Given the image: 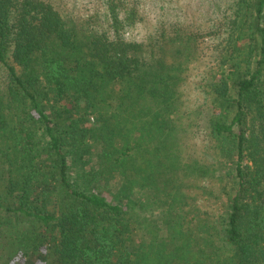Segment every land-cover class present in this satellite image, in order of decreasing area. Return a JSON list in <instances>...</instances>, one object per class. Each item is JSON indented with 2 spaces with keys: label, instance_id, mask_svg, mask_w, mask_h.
<instances>
[{
  "label": "trees",
  "instance_id": "obj_1",
  "mask_svg": "<svg viewBox=\"0 0 264 264\" xmlns=\"http://www.w3.org/2000/svg\"><path fill=\"white\" fill-rule=\"evenodd\" d=\"M101 1L93 25L0 0V264H264V0L235 1L217 46L212 162L185 152L194 31L126 39L138 7ZM197 178L217 215L194 205ZM137 184L159 218L140 215Z\"/></svg>",
  "mask_w": 264,
  "mask_h": 264
},
{
  "label": "rangeland",
  "instance_id": "obj_2",
  "mask_svg": "<svg viewBox=\"0 0 264 264\" xmlns=\"http://www.w3.org/2000/svg\"><path fill=\"white\" fill-rule=\"evenodd\" d=\"M51 1L60 12L66 16L74 17L80 21H90L94 25L95 18L92 16L97 11L102 12L101 0H48ZM125 4L138 7L140 19L134 24L123 29V37L126 39L146 41L149 35H153L155 28L162 25L169 35L174 36V29L186 27L194 31L196 41L195 54L185 62L182 80L178 85L182 108L188 113L182 118L183 122H193L184 131L185 152L188 158L193 161L199 158L212 162L214 153L211 148L202 150L205 143H208V136L203 130V122L206 105L209 99L210 81L216 70L217 46L223 36L225 28L232 18L234 4L237 0H123ZM0 75L5 76V71L0 70ZM124 176L120 169L111 173L107 178L110 189H115L121 177ZM102 179L101 177H97ZM199 178L196 179L189 192L194 197V205L197 208L208 211L212 215L220 212L222 203L221 193L216 197H202L199 199ZM137 184L134 197L139 199L140 215H151L158 217L157 209H147L140 206L144 203L145 189H140ZM209 187H214V183L206 182ZM183 190V189H182ZM220 194V196H219ZM218 228V227H217ZM217 232V229H215Z\"/></svg>",
  "mask_w": 264,
  "mask_h": 264
}]
</instances>
